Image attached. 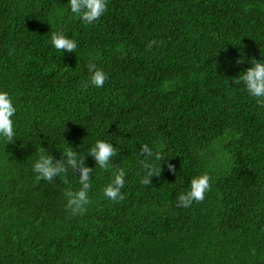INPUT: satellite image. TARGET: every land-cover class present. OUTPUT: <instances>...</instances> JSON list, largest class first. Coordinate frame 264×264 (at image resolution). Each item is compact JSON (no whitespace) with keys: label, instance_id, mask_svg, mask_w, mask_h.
I'll list each match as a JSON object with an SVG mask.
<instances>
[{"label":"trees","instance_id":"16d2710c","mask_svg":"<svg viewBox=\"0 0 264 264\" xmlns=\"http://www.w3.org/2000/svg\"><path fill=\"white\" fill-rule=\"evenodd\" d=\"M68 4L0 0V92L16 107L15 140L0 139V264H264V108L232 83L264 61V0H108L91 25ZM89 63L108 79L84 91ZM98 140L125 170L119 202L103 196L114 169L87 156ZM144 144L166 157L148 186ZM70 148L93 168L76 216L65 193L79 172L46 183L33 171ZM203 173V202L177 207Z\"/></svg>","mask_w":264,"mask_h":264},{"label":"clouds","instance_id":"9594fccd","mask_svg":"<svg viewBox=\"0 0 264 264\" xmlns=\"http://www.w3.org/2000/svg\"><path fill=\"white\" fill-rule=\"evenodd\" d=\"M108 0H69L68 7L72 14L86 25H91L98 21L107 11ZM152 40L146 45V50L156 45ZM51 44L59 52L75 53L77 44L74 40L66 37L63 32H53L51 35ZM237 60L236 63H242ZM252 66L241 72L232 80L234 85L242 86L247 94L252 97L260 108H264V61L252 59ZM67 69V68H66ZM89 77L81 88L86 91L89 86L102 88L108 79L107 74L97 68L95 63L87 65ZM16 113V107L12 98L7 92H0V139L6 144L13 143L15 140V129L12 117ZM46 149L41 148V152ZM117 155V149L112 144L105 141H97L92 146L87 156L95 161L96 166L102 170L114 169L111 182L103 189V196L112 202H119L124 199L121 189L124 187L125 170L113 165L112 158ZM140 155L144 157L140 161L144 176L140 183L142 185H151L152 177H159L161 174V162L166 160L162 151H153L147 144L140 148ZM65 159L53 162L50 154L40 155L34 163L33 171L37 174V180L51 183L55 177L66 174L71 168L73 173L79 172L80 188L77 191L66 192V208L71 211L73 216L83 215L87 211V205L90 203L89 190L91 188V175L93 168L85 166V157L81 158L77 152L71 148L63 153ZM152 161H158L159 167ZM168 171L175 173V166L171 163L167 165ZM211 177L207 173L195 176L191 179L189 190L182 192L177 198V207L188 208L193 203H201L205 199L207 192L211 190ZM254 251V250H253Z\"/></svg>","mask_w":264,"mask_h":264}]
</instances>
